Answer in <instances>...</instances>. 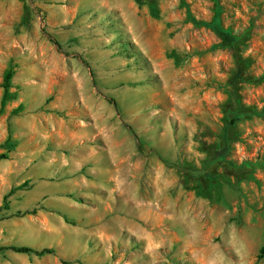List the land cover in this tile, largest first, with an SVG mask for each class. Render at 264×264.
I'll list each match as a JSON object with an SVG mask.
<instances>
[{"label": "rangeland", "instance_id": "obj_1", "mask_svg": "<svg viewBox=\"0 0 264 264\" xmlns=\"http://www.w3.org/2000/svg\"><path fill=\"white\" fill-rule=\"evenodd\" d=\"M2 154L0 264H264V0H0Z\"/></svg>", "mask_w": 264, "mask_h": 264}, {"label": "trees", "instance_id": "obj_2", "mask_svg": "<svg viewBox=\"0 0 264 264\" xmlns=\"http://www.w3.org/2000/svg\"><path fill=\"white\" fill-rule=\"evenodd\" d=\"M208 26H210L214 32L218 35V37L221 39V41L231 49L232 55L236 64V70L232 79V84L234 86V93L236 94L237 92V87H236V81L237 80H246L245 77V66L243 63V59L239 53V42L241 40V36L238 34H235L228 28H224L220 25L218 21H212V23H205ZM50 39L59 47V43L53 38L50 37ZM12 76V72L8 71L5 74L4 77V84H3V98H2V104H4L5 100L9 97V80L10 77ZM256 113V111H255ZM239 115L237 112H235V115L233 118L229 120V123H235L239 119ZM229 144L228 141H225L223 145L220 147L216 148L214 153L210 155V157L206 160V163L204 167L201 169V171L193 173L192 171H187V173L190 174L189 177H194L196 175V178L199 179L200 181H204L206 184L208 181L212 180L213 176L209 170L210 166L212 164L216 163H222V160H224L227 152H228ZM0 157H5L4 154L0 155ZM226 161V160H224ZM12 192V190H11ZM6 197V196H5ZM5 249H11L14 252H19V253H35L36 255L42 256L44 254H49L53 253L52 248L44 247L41 249H35L30 246L22 245V246H0V250H5ZM258 258H263L264 259V246H262L258 252Z\"/></svg>", "mask_w": 264, "mask_h": 264}]
</instances>
